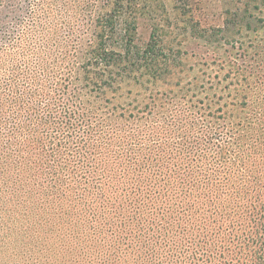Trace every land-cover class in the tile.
<instances>
[{
	"label": "rangeland",
	"instance_id": "obj_1",
	"mask_svg": "<svg viewBox=\"0 0 264 264\" xmlns=\"http://www.w3.org/2000/svg\"><path fill=\"white\" fill-rule=\"evenodd\" d=\"M111 3L0 0V264H222L264 203V0H141L154 56L100 89Z\"/></svg>",
	"mask_w": 264,
	"mask_h": 264
},
{
	"label": "trees",
	"instance_id": "obj_2",
	"mask_svg": "<svg viewBox=\"0 0 264 264\" xmlns=\"http://www.w3.org/2000/svg\"><path fill=\"white\" fill-rule=\"evenodd\" d=\"M110 12H104L98 16L96 26L94 22L89 23L92 41L82 48L76 54L82 62V70L85 75L94 80L95 85L100 89L112 88L120 80L126 76L136 78V72L140 68V61L153 58L155 44H149L144 53L145 58L139 56H131V46L133 35L138 29L136 13L141 11V0H112ZM124 26V33L120 35L119 44L121 50L112 49L109 42L113 40L118 29ZM160 24L153 26L151 42L154 41L158 31H161ZM117 40V39H116ZM126 49V50H125ZM112 54V64L107 68H100L106 63V58ZM128 56V58H127ZM109 63V62H107ZM251 69L262 72L264 65L253 62L249 63ZM110 68V69H109ZM67 114V113H66ZM62 114L61 118H55L49 129L56 131L57 134H66L71 129L70 116ZM249 232H245L241 238L237 239V244L230 258L223 259L222 264H264V203L258 204V208L253 217L249 220Z\"/></svg>",
	"mask_w": 264,
	"mask_h": 264
}]
</instances>
